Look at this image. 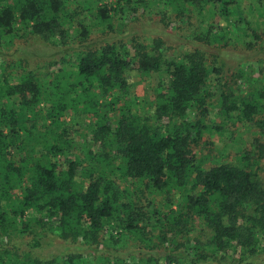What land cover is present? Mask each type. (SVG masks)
<instances>
[{"label": "trees", "instance_id": "1", "mask_svg": "<svg viewBox=\"0 0 264 264\" xmlns=\"http://www.w3.org/2000/svg\"><path fill=\"white\" fill-rule=\"evenodd\" d=\"M0 56V264H264V0H0Z\"/></svg>", "mask_w": 264, "mask_h": 264}, {"label": "rangeland", "instance_id": "2", "mask_svg": "<svg viewBox=\"0 0 264 264\" xmlns=\"http://www.w3.org/2000/svg\"><path fill=\"white\" fill-rule=\"evenodd\" d=\"M152 20H150V18H140L139 21L135 24V25H130V27L128 26V29L126 30V33L129 34V31H133V33H136L139 35V37H142V32H144L143 34L147 35V36H151V37H158L160 34V30L156 29L153 27L152 24ZM167 32L171 33H161V37L162 39H164V41L167 42V44L173 46L176 50L177 45L179 46L180 44H184V40L180 39L178 36L179 34H181V32H176L170 29H166ZM175 32V33H174ZM185 46L187 44H184ZM186 48V47H185ZM11 49V48H10ZM6 50L5 53L8 55L5 57L4 56H0V60L4 59L9 60L10 58L13 59V54L12 52L15 49H19L21 52H24L25 54H29L31 52H33L32 54V60L34 61V63H39L42 62L41 60H46V58H48V56L51 53H54L56 50H59V48L53 47L51 46L49 43H46L40 39H35V40H25V41H18L15 43V45L12 47V49L10 50ZM45 51V52H44ZM20 55V53L14 55L17 56ZM56 57H60L59 55H56ZM239 57V56H238ZM234 63L235 62V58L232 56ZM222 60H224L223 57H221ZM231 64H233V61L231 59H228ZM146 84V83H145ZM147 84H149V81L147 82ZM144 84H136L135 85V89H136V94L141 97L144 94V88H143ZM145 113L150 114V108H144L143 109ZM215 136V135H214ZM213 135L211 136L212 140L214 141L216 146H221L222 147V140L226 139V138H220L218 140V137H214ZM226 136V135H225ZM227 140V139H226ZM224 140V141H226ZM215 155V153H213V156ZM42 248L40 250L37 251L38 255H40L43 258H51V257H60L61 254L63 253H75V249L74 246L71 243H65L63 241H60L59 239L56 238H51V239H46L45 241H43L42 243ZM126 251V250H124Z\"/></svg>", "mask_w": 264, "mask_h": 264}]
</instances>
